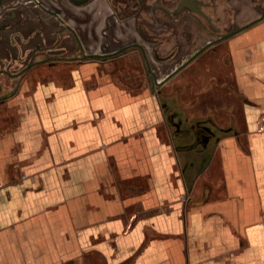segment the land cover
<instances>
[{
    "label": "crops",
    "instance_id": "0c3cea01",
    "mask_svg": "<svg viewBox=\"0 0 264 264\" xmlns=\"http://www.w3.org/2000/svg\"><path fill=\"white\" fill-rule=\"evenodd\" d=\"M75 51L0 108V264H264V18L199 61L229 56L246 114L206 142L193 109L224 125V100L165 97L138 58Z\"/></svg>",
    "mask_w": 264,
    "mask_h": 264
},
{
    "label": "flooded vegetation",
    "instance_id": "af4514ba",
    "mask_svg": "<svg viewBox=\"0 0 264 264\" xmlns=\"http://www.w3.org/2000/svg\"><path fill=\"white\" fill-rule=\"evenodd\" d=\"M252 5L259 17L240 25L238 11L252 12ZM262 18L264 0H0V108L30 72L72 58L74 48L79 62L138 58V69L150 78L147 86L179 93L182 88L169 79L217 56L243 26ZM86 43L98 49L88 51Z\"/></svg>",
    "mask_w": 264,
    "mask_h": 264
},
{
    "label": "rangeland",
    "instance_id": "374dc122",
    "mask_svg": "<svg viewBox=\"0 0 264 264\" xmlns=\"http://www.w3.org/2000/svg\"><path fill=\"white\" fill-rule=\"evenodd\" d=\"M212 64L213 65L206 66L202 65V62L192 63L188 67L190 70L188 76L186 78L182 76L179 80L180 83L179 81L177 83V85L182 88L181 91L177 93V97L183 100L186 97V100L197 103L198 106H200L202 101H206V96H214V100L212 101L214 106L216 105V100H218V98L219 101L224 100L225 109L214 110L225 118L224 125L220 118L219 121H217L215 116L213 117L211 114L203 116L202 113L205 111L193 109L195 115L192 123L193 130L200 139H207L204 140V142L211 139L214 135L216 136V133L225 132L228 134L236 131L238 128L243 129L246 115L235 87L234 71L229 56H225L224 64L221 63L220 65H217L215 61L212 62ZM186 87H188L187 91ZM167 92L168 91L165 93V97L169 96ZM186 94L188 95L186 96ZM199 117H203V119H200ZM201 123H205L206 126L203 125L202 128ZM194 143L196 144L198 142L195 140Z\"/></svg>",
    "mask_w": 264,
    "mask_h": 264
}]
</instances>
